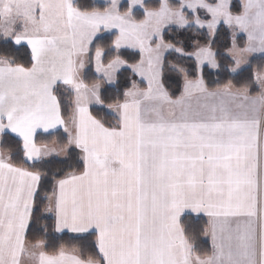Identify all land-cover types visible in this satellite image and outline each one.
I'll return each instance as SVG.
<instances>
[{
	"label": "snow or ice",
	"instance_id": "obj_1",
	"mask_svg": "<svg viewBox=\"0 0 264 264\" xmlns=\"http://www.w3.org/2000/svg\"><path fill=\"white\" fill-rule=\"evenodd\" d=\"M150 3L0 0V141L18 137L35 169L54 151L37 143L38 132L68 134L61 151L79 150V170L53 176L45 211L56 233L81 242L80 250L51 253L44 240L28 246L44 173L0 152V264H264V72L242 87L210 90L202 71L220 68L219 54L194 37L192 51L166 39V31H183L211 40L226 25L236 73L248 54L264 59V0ZM25 46L27 66L13 54ZM166 54L192 59L201 74L190 79ZM90 63L99 77L91 85L81 75ZM169 71L184 78L179 96L165 87ZM125 72L139 79L107 105L115 115L107 123L92 110L105 106L101 83ZM190 217L207 218L210 253L198 254Z\"/></svg>",
	"mask_w": 264,
	"mask_h": 264
},
{
	"label": "trees",
	"instance_id": "obj_2",
	"mask_svg": "<svg viewBox=\"0 0 264 264\" xmlns=\"http://www.w3.org/2000/svg\"><path fill=\"white\" fill-rule=\"evenodd\" d=\"M85 4L99 6L101 3H97L94 0H83ZM150 7H155V0H151ZM138 19H143L142 12L137 16ZM203 32V30H201ZM109 35L110 34H104ZM195 38L199 42V45L209 43L212 46L213 51L219 55L217 61L220 64V68L212 70L209 67H204L202 71L203 78L207 83L210 90H216L223 87L224 84L231 82L235 87L239 88L245 84L251 82L254 78V73L264 72V59L255 57L250 60L248 66L240 72L233 74L229 71L234 67L233 60L228 56V52L232 49L233 34L232 30L226 26L218 28L216 35L209 40L206 34H198L196 32H183V31H166V39L172 43L178 41L183 44L186 51H192L194 49ZM114 39V37H112ZM105 44L110 41L103 42ZM236 43L238 46L243 47L246 44V37L238 35L236 37ZM9 51H13L9 49ZM130 51V50H128ZM5 54L4 49L0 48V55ZM18 62L25 64L26 66L30 61V49L21 47L18 51L13 52ZM167 59L171 63H178L188 69L189 78L196 79L199 73L196 71L195 62L192 59H181L176 54H167ZM83 78L89 85L98 81L99 77L95 73L93 64H89L88 69L83 73ZM131 79H139L132 77L130 73H123L118 77L117 82L114 85H107L101 83V94L105 100V106L93 107V114L98 117H103L107 123H115V115L111 113L107 105L114 104L117 100H122L123 92L130 87ZM184 78L176 72L165 73V87L174 96H179L183 90ZM257 89L253 88V94H256ZM61 99V112L65 118V121H69L72 114V107L70 101L67 99L68 94L63 91L58 93ZM37 143L50 145L55 143L59 148H63L67 144V136L62 131H58L51 134H38ZM1 151L7 157H12V163L16 166L27 168L28 170H39L44 173V177L41 181V187L37 193L36 202L33 210V220L30 222L28 231V245H32L37 240H44L45 245H52L48 248L51 253L55 249L63 245L66 249L72 250L76 248L81 249V242L73 239V236L68 233H56L54 231L55 219L47 214L45 208L47 207L46 197L51 196L54 188L53 176L56 178L63 177L67 172L72 170H79V150L75 148L68 149L67 157L65 159L50 158L42 160L35 169L30 162H26V158L21 150V143L18 138L10 136L6 142L1 141ZM187 224L193 229V240L197 247L198 254L204 255L210 253L211 243L205 238L202 233V229L206 227L205 218L190 217ZM94 250H89L86 255H91Z\"/></svg>",
	"mask_w": 264,
	"mask_h": 264
},
{
	"label": "crops",
	"instance_id": "obj_3",
	"mask_svg": "<svg viewBox=\"0 0 264 264\" xmlns=\"http://www.w3.org/2000/svg\"><path fill=\"white\" fill-rule=\"evenodd\" d=\"M105 34H107V33H105ZM259 54V53H258ZM258 54H255V55H258ZM93 67H94V64H93ZM94 70H95V68H94ZM213 70H215V69H213ZM86 70H82V73H81V75H82V78H83V73L85 72ZM97 74V73H96ZM115 84V83H114ZM114 84H112V85H114ZM184 84V83H183ZM101 90H102V88H101ZM93 107H96V106H93ZM109 110V109H108ZM110 111V110H109ZM72 114H73V110H72ZM72 114H71V116H72ZM66 123L68 124V126H69V128H71L72 127V124H71V118H70V120L69 121H66ZM58 131H62V132H64L63 131V128H58V129H56V130H54L52 133H55V132H58ZM38 134H51V133H42V132H38ZM37 134V135H38ZM64 134L67 136L68 134L67 133H65L64 132ZM12 136H14V134H11ZM15 137V136H14ZM16 138H18V137H16ZM19 139V138H18ZM49 148H51V149H53L54 151L52 152L53 153V155H55V156H57V159H65L66 157H67V153H68V151L67 152H63V151H61V149L62 148H59L55 143H53V144H50V145H47ZM74 148V147H73ZM0 152H2L1 151V141H0ZM5 157H7L5 154H3ZM46 159H50V156L48 155V156H46V157H44L43 158V160H46ZM31 163V162H30ZM47 214L49 215V216H51V217H53L54 218V216H53V214L52 213H50V212H47ZM202 218H205L206 220H207V218L206 217H202ZM68 234H70V235H72V236H74L75 234H71V233H68ZM207 240H208V238L207 237H205ZM29 247H31V245H28ZM25 264H34V261H28L27 259L25 260Z\"/></svg>",
	"mask_w": 264,
	"mask_h": 264
},
{
	"label": "rangeland",
	"instance_id": "obj_4",
	"mask_svg": "<svg viewBox=\"0 0 264 264\" xmlns=\"http://www.w3.org/2000/svg\"><path fill=\"white\" fill-rule=\"evenodd\" d=\"M95 2H97V3H104L105 2V0H94ZM226 26V25H225ZM227 27V26H226ZM107 34H110V33H107ZM231 51V50H230ZM230 51L228 52V56L231 58V55H230ZM255 54H258V53H254V54H248L244 59L247 61V63H242L241 64V66H240V68L237 70V72L236 73H238V72H240L241 70H243V69H245L247 66H248V64H249V62H250V60L251 59H253V58H255V57H260V54H258V55H255ZM167 55V54H166ZM232 59V58H231ZM234 62V61H233ZM88 67H89V64H86V66H85V69L84 70H87L88 69ZM204 67H209V68H211L210 66H208V65H205ZM235 67V66H234ZM212 70L214 69V68H211ZM96 73V72H95ZM236 73H233V74H236ZM199 74H201V73H199ZM98 75V74H97ZM105 84H107V83H105ZM107 85H110V84H107ZM112 85V84H111ZM110 85V86H111ZM101 88H102V85H101ZM50 156V158H57V156H55V155H53V153L52 154H50L49 155Z\"/></svg>",
	"mask_w": 264,
	"mask_h": 264
}]
</instances>
